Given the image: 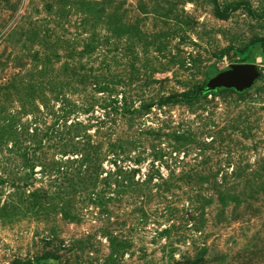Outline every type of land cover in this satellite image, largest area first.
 Here are the masks:
<instances>
[{
	"label": "rangeland",
	"instance_id": "obj_1",
	"mask_svg": "<svg viewBox=\"0 0 264 264\" xmlns=\"http://www.w3.org/2000/svg\"><path fill=\"white\" fill-rule=\"evenodd\" d=\"M0 264H264V0H0Z\"/></svg>",
	"mask_w": 264,
	"mask_h": 264
},
{
	"label": "water",
	"instance_id": "obj_2",
	"mask_svg": "<svg viewBox=\"0 0 264 264\" xmlns=\"http://www.w3.org/2000/svg\"><path fill=\"white\" fill-rule=\"evenodd\" d=\"M258 76L256 65L252 63L235 64L231 70L211 78L209 88H234L238 91H243L251 87Z\"/></svg>",
	"mask_w": 264,
	"mask_h": 264
}]
</instances>
